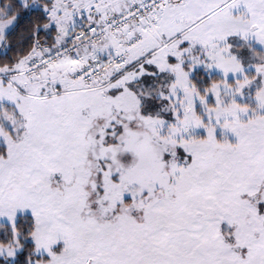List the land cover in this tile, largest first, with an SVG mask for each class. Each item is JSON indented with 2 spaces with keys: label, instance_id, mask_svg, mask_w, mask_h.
<instances>
[{
  "label": "snow or ice",
  "instance_id": "snow-or-ice-1",
  "mask_svg": "<svg viewBox=\"0 0 264 264\" xmlns=\"http://www.w3.org/2000/svg\"><path fill=\"white\" fill-rule=\"evenodd\" d=\"M0 264H264V0H0Z\"/></svg>",
  "mask_w": 264,
  "mask_h": 264
}]
</instances>
